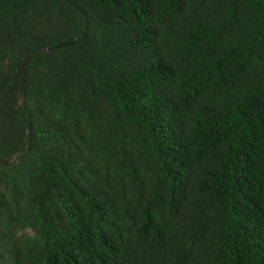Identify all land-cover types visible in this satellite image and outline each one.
<instances>
[{
	"label": "trees",
	"instance_id": "16d2710c",
	"mask_svg": "<svg viewBox=\"0 0 264 264\" xmlns=\"http://www.w3.org/2000/svg\"><path fill=\"white\" fill-rule=\"evenodd\" d=\"M0 264H264V0H0Z\"/></svg>",
	"mask_w": 264,
	"mask_h": 264
}]
</instances>
